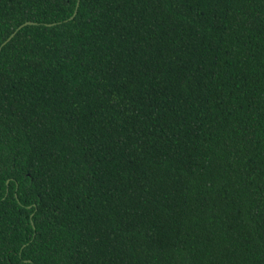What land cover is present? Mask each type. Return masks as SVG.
Segmentation results:
<instances>
[{"label": "trees", "instance_id": "trees-1", "mask_svg": "<svg viewBox=\"0 0 264 264\" xmlns=\"http://www.w3.org/2000/svg\"><path fill=\"white\" fill-rule=\"evenodd\" d=\"M26 21L0 264H264V0H0V46Z\"/></svg>", "mask_w": 264, "mask_h": 264}, {"label": "water", "instance_id": "water-1", "mask_svg": "<svg viewBox=\"0 0 264 264\" xmlns=\"http://www.w3.org/2000/svg\"><path fill=\"white\" fill-rule=\"evenodd\" d=\"M79 3V2H78ZM77 13V10L74 12V15ZM32 21H26L25 23L21 24L4 42L3 44L0 46V51H1V48L3 47V45H5L7 42H9L13 36L18 32V30L20 28H22L24 25H27V24H31Z\"/></svg>", "mask_w": 264, "mask_h": 264}]
</instances>
